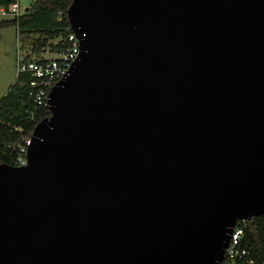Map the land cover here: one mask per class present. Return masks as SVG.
Masks as SVG:
<instances>
[{"label": "water", "instance_id": "obj_1", "mask_svg": "<svg viewBox=\"0 0 264 264\" xmlns=\"http://www.w3.org/2000/svg\"><path fill=\"white\" fill-rule=\"evenodd\" d=\"M67 18L79 57L27 165H0V264H222L264 216V0H72Z\"/></svg>", "mask_w": 264, "mask_h": 264}, {"label": "trees", "instance_id": "obj_2", "mask_svg": "<svg viewBox=\"0 0 264 264\" xmlns=\"http://www.w3.org/2000/svg\"><path fill=\"white\" fill-rule=\"evenodd\" d=\"M17 0H0V8H9ZM72 0H37L30 5L28 12L22 11L19 18L2 21L0 29L16 27L22 49H26L28 39L33 40L35 60L42 58V49H50L52 54L66 50L65 38L70 27L67 11ZM59 12H62L59 19ZM57 41V42H55ZM25 61L33 60L30 57ZM31 88L25 76L16 78L15 83L5 97L0 100V165L15 166L17 147L31 139L35 126L49 117L48 107H38L29 92ZM245 236L243 248L247 257L238 259L234 264H262L264 262V216L254 217L244 222Z\"/></svg>", "mask_w": 264, "mask_h": 264}, {"label": "built area", "instance_id": "obj_3", "mask_svg": "<svg viewBox=\"0 0 264 264\" xmlns=\"http://www.w3.org/2000/svg\"><path fill=\"white\" fill-rule=\"evenodd\" d=\"M20 0L9 8L1 7L0 14L2 16H12L13 19L21 16ZM61 19L62 12H59ZM69 35L65 38L67 48L61 53H57V58L47 59L40 58L38 60H22L18 63L17 78L21 75L25 76L29 85V95L38 107H47L48 96L51 88L60 80L66 77L74 62L78 59L81 52L80 43L77 35L71 27L68 29ZM31 143V139H27L23 144L17 147L18 155L15 159V166L27 165V152ZM245 221H238L233 229L230 244L225 251V257L222 264H234L238 259L247 257L248 253L243 248V240L245 236ZM254 261L250 260L249 264ZM264 264V262L262 263Z\"/></svg>", "mask_w": 264, "mask_h": 264}, {"label": "rangeland", "instance_id": "obj_4", "mask_svg": "<svg viewBox=\"0 0 264 264\" xmlns=\"http://www.w3.org/2000/svg\"><path fill=\"white\" fill-rule=\"evenodd\" d=\"M36 1L20 0L21 13ZM12 19V16H2L0 14V23ZM34 38L28 39L26 49H22L16 27L11 26L0 29V100L7 95L16 81L18 63L27 57L36 58V53L33 51ZM39 55L47 59L58 57L57 54H52L49 48L42 49Z\"/></svg>", "mask_w": 264, "mask_h": 264}]
</instances>
